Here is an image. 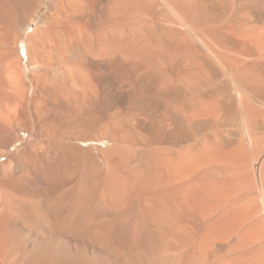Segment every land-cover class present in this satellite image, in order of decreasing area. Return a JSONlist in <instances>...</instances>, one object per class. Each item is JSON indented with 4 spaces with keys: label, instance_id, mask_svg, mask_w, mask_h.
Segmentation results:
<instances>
[{
    "label": "bare ground",
    "instance_id": "obj_1",
    "mask_svg": "<svg viewBox=\"0 0 264 264\" xmlns=\"http://www.w3.org/2000/svg\"><path fill=\"white\" fill-rule=\"evenodd\" d=\"M0 264H264V0H0Z\"/></svg>",
    "mask_w": 264,
    "mask_h": 264
},
{
    "label": "rangeland",
    "instance_id": "obj_2",
    "mask_svg": "<svg viewBox=\"0 0 264 264\" xmlns=\"http://www.w3.org/2000/svg\"><path fill=\"white\" fill-rule=\"evenodd\" d=\"M20 46H21V53L23 54L22 56H24V59H26V55H25V48H24V43H23V42H21V43H20ZM24 62H26V61L24 60ZM24 62H23V63H24ZM25 64H26V63H25ZM25 64H24V65H25ZM22 135H23V136H25V137H27V136H28V134H27V133H22ZM103 144H104V143H103ZM103 144H102V145H103ZM18 145H19V142L17 143V145H16V146H18ZM16 146H11V147H12V148H11V150H14V149L16 148ZM3 157H4V158H3ZM3 157H2L3 159H5V158H6V156H3Z\"/></svg>",
    "mask_w": 264,
    "mask_h": 264
}]
</instances>
